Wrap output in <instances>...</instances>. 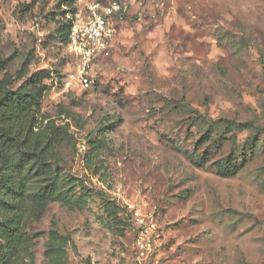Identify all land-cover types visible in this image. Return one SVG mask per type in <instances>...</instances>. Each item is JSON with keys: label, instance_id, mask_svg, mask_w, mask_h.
Segmentation results:
<instances>
[{"label": "rangeland", "instance_id": "1", "mask_svg": "<svg viewBox=\"0 0 264 264\" xmlns=\"http://www.w3.org/2000/svg\"><path fill=\"white\" fill-rule=\"evenodd\" d=\"M92 1L0 0L14 87L45 70L61 134L59 197L29 176L24 263H130L138 208L149 264H264V0H127L84 88L68 34Z\"/></svg>", "mask_w": 264, "mask_h": 264}, {"label": "trees", "instance_id": "2", "mask_svg": "<svg viewBox=\"0 0 264 264\" xmlns=\"http://www.w3.org/2000/svg\"><path fill=\"white\" fill-rule=\"evenodd\" d=\"M8 63L9 59L0 54V196L9 193L7 199L0 200V211L5 213L0 218V264H25L30 237L22 223L30 211L29 176L39 171L46 182L45 193L34 195L36 199L59 197L47 171L51 170L48 162L61 134L59 126L51 120L45 122L41 114L47 86L38 79L46 71L35 73L31 80L15 88V76L9 72ZM59 239L57 234L52 238Z\"/></svg>", "mask_w": 264, "mask_h": 264}, {"label": "built area", "instance_id": "3", "mask_svg": "<svg viewBox=\"0 0 264 264\" xmlns=\"http://www.w3.org/2000/svg\"><path fill=\"white\" fill-rule=\"evenodd\" d=\"M127 0H95L87 4L84 16L69 33V50L76 60V73L84 88L90 87L98 58L108 52L115 40V22L128 12ZM135 257L127 264H149L155 249L157 223L152 215L131 208Z\"/></svg>", "mask_w": 264, "mask_h": 264}]
</instances>
